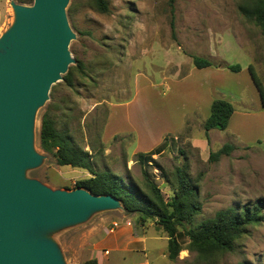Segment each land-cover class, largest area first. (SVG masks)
<instances>
[{
    "label": "rangeland",
    "instance_id": "rangeland-1",
    "mask_svg": "<svg viewBox=\"0 0 264 264\" xmlns=\"http://www.w3.org/2000/svg\"><path fill=\"white\" fill-rule=\"evenodd\" d=\"M108 2L109 13L95 10L88 0L69 3L68 19L76 35L70 43L74 59L70 66L82 61L85 75L75 74L73 87L64 80L54 84L38 110L35 148L44 160L27 175L53 189H75L77 181L91 176L87 170L59 165L53 154L42 150L41 117L52 106L58 128L68 130L86 150L96 135L101 136L98 169L140 181L144 167L168 198L172 190L161 171L151 164L142 166L133 151L134 134L140 135L141 144L144 132L154 140L162 134L166 151L154 159L168 172L188 164L189 175L199 185L202 211L195 224L220 209L264 200V105L248 69L253 65L264 85V38L261 28L240 14V0ZM4 5L0 0V36L14 19L10 4ZM192 55L208 57L214 64L196 68ZM215 62L239 64L241 70L220 69ZM218 98L230 101L235 111L226 130L212 129L207 138L203 123ZM193 138L209 144L195 146ZM226 143L235 147L230 155L209 160L210 153ZM113 223L118 227L111 232ZM49 236L67 264L88 258L95 243L111 249L110 258L117 264H209L187 249L190 240L182 231L177 236L183 249L170 260L168 235L156 221L141 223L137 214L123 210L94 214ZM138 238L143 242H136ZM239 262L264 264V209L260 222L249 226L235 249L218 260V264Z\"/></svg>",
    "mask_w": 264,
    "mask_h": 264
},
{
    "label": "water",
    "instance_id": "water-1",
    "mask_svg": "<svg viewBox=\"0 0 264 264\" xmlns=\"http://www.w3.org/2000/svg\"><path fill=\"white\" fill-rule=\"evenodd\" d=\"M70 1L10 0L14 19L0 36V264H67L50 233L126 211L111 194L53 189L27 175L44 160L35 148L37 112L74 63Z\"/></svg>",
    "mask_w": 264,
    "mask_h": 264
},
{
    "label": "trees",
    "instance_id": "trees-1",
    "mask_svg": "<svg viewBox=\"0 0 264 264\" xmlns=\"http://www.w3.org/2000/svg\"><path fill=\"white\" fill-rule=\"evenodd\" d=\"M27 3L25 0H17ZM90 5L100 13H109L108 0H88ZM77 3L70 6V10ZM238 10L245 18L255 22L262 31L264 38V0H240ZM90 34V32H88ZM193 64L197 68L212 66L213 61L205 56L192 55ZM216 66L226 67L232 71H240L239 64L216 63ZM252 79L257 86L264 105V85L258 77L255 67L249 65ZM85 75L82 61L72 65L68 73L63 76L64 83L73 87L75 74ZM53 88H56L54 85ZM235 109L230 101L215 99L211 113L204 121L206 131L212 129L225 130L229 125ZM39 142L42 150L53 154L61 166H71L87 170L91 176L76 182L75 188L84 187L94 194H111L123 204L126 214H137L139 221L145 223L153 219L168 235V257L176 260L183 249L178 239V233L183 232L190 240L187 249L195 252L197 257L209 264H218L220 257L235 249L237 241L247 232L249 226L260 222L264 209V200L259 199L253 206L228 207L218 210L213 217L195 224V217L202 211L199 201V185L188 173V164L177 166L168 172L165 167L154 159L157 153H138L140 164H151L161 171L165 182L170 186L172 195L165 197L158 184L150 177L143 167V179L123 178L110 169L101 170L95 163L96 157L103 152L101 136L96 135L86 150L68 130L58 128V121L52 106H48L41 117ZM234 145L226 143L218 151L211 152L209 160L217 161L222 155H230ZM180 153L185 154L183 149ZM190 225V226H188ZM81 264H99L97 259L88 258ZM238 264H247L239 262Z\"/></svg>",
    "mask_w": 264,
    "mask_h": 264
},
{
    "label": "crops",
    "instance_id": "crops-1",
    "mask_svg": "<svg viewBox=\"0 0 264 264\" xmlns=\"http://www.w3.org/2000/svg\"><path fill=\"white\" fill-rule=\"evenodd\" d=\"M5 4L7 6H9L10 0H5ZM6 5H4V6H6ZM205 68H208V67H205ZM219 68L221 69L223 67H219ZM199 69H202V68H199ZM173 78H175V77H173ZM210 113H211V111H210ZM231 118H230V120H231ZM229 123H230V121H229ZM209 132H210V130L208 131V136L210 134ZM117 133H119V134H130V132H123V133L122 132H117ZM134 136H135V141H134L135 147H134V150L133 151L135 153H155V152L157 153V151L160 150L161 152L159 154H154L153 155V157H154V156H159V155H161L162 153H164L166 151L163 148V146H164L163 144H165V143H164V138L162 137V134H161V136L158 137V139H155L154 140L152 137L146 135V133L144 132L143 133V136L141 135L142 136V140H143V143L142 144H141V137H140V135L134 134ZM205 136H206V132H205ZM192 142H193L192 143L193 145H195V146H199L200 145V147L202 145H203V147H205L206 145L208 146V144H209V140L204 141V140H201V139L199 140V139H195V138H193ZM197 142H198L199 145H197ZM203 149L204 148H202V150ZM202 150H201V152H202ZM142 240H144V239L138 238L136 242H138V241L143 242ZM105 247H103L102 249H100V248H98V245L95 243V245H94V248L95 249L92 250V252L90 253V256L88 258H95V259H97V261H98L99 264H117L118 263V260L117 259L110 258L111 254H112L111 253V249L110 250L109 249H105ZM106 251L108 253H106ZM88 258H86V259H88ZM84 260H82L79 264H81ZM143 264H145V262Z\"/></svg>",
    "mask_w": 264,
    "mask_h": 264
},
{
    "label": "built area",
    "instance_id": "built-area-1",
    "mask_svg": "<svg viewBox=\"0 0 264 264\" xmlns=\"http://www.w3.org/2000/svg\"><path fill=\"white\" fill-rule=\"evenodd\" d=\"M117 227H118V223H113L110 231L113 232ZM106 253L108 252L106 251Z\"/></svg>",
    "mask_w": 264,
    "mask_h": 264
}]
</instances>
